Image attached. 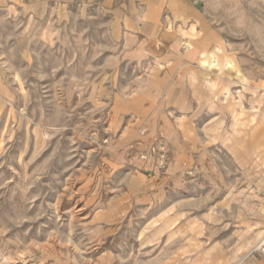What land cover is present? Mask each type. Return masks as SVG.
<instances>
[{
    "label": "crops",
    "instance_id": "0c3cea01",
    "mask_svg": "<svg viewBox=\"0 0 264 264\" xmlns=\"http://www.w3.org/2000/svg\"><path fill=\"white\" fill-rule=\"evenodd\" d=\"M48 9L87 28L102 52L100 108L120 148L105 163L140 176L133 200L142 216L120 218L134 220L135 242L101 264H264L248 247L264 234V116L252 93L237 92L256 87L240 79L236 59L212 54L217 39H206L195 6L42 0L38 12Z\"/></svg>",
    "mask_w": 264,
    "mask_h": 264
},
{
    "label": "rangeland",
    "instance_id": "374dc122",
    "mask_svg": "<svg viewBox=\"0 0 264 264\" xmlns=\"http://www.w3.org/2000/svg\"><path fill=\"white\" fill-rule=\"evenodd\" d=\"M184 1L206 39H217L212 54L233 56L240 79L256 87L237 92L252 93L264 116V0ZM40 2L0 0V264L113 261L136 239L134 220L120 218L142 216L133 200L140 176L105 163L120 148L100 108L102 52L87 28L41 15Z\"/></svg>",
    "mask_w": 264,
    "mask_h": 264
},
{
    "label": "built area",
    "instance_id": "2783aa9c",
    "mask_svg": "<svg viewBox=\"0 0 264 264\" xmlns=\"http://www.w3.org/2000/svg\"><path fill=\"white\" fill-rule=\"evenodd\" d=\"M256 249L264 255V235L263 237L261 238L260 242L258 243Z\"/></svg>",
    "mask_w": 264,
    "mask_h": 264
}]
</instances>
